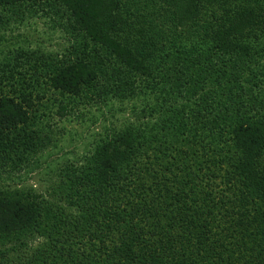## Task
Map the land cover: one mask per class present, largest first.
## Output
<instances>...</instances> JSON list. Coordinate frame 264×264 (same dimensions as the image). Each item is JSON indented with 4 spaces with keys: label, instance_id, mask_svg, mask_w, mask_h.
Masks as SVG:
<instances>
[{
    "label": "trees",
    "instance_id": "1",
    "mask_svg": "<svg viewBox=\"0 0 264 264\" xmlns=\"http://www.w3.org/2000/svg\"><path fill=\"white\" fill-rule=\"evenodd\" d=\"M153 1L161 8L160 16L176 29L185 23L190 26L187 22L194 13L189 10L196 9V2L203 0ZM254 2L264 0H223L216 5L205 2L218 7L212 15L218 11L221 21L206 19V24L192 26L190 45L196 50L204 35L221 37L227 28L232 31L247 22L243 14ZM138 3L139 0H0V42L2 33L13 26L43 17L52 27L73 37L67 54L32 49L24 43L29 41L28 36L21 33L13 35L0 49V169L15 173L29 167L36 158L41 126L38 112H46L51 98L56 100L59 94L64 99L75 98L83 85L95 89L112 83L117 90L121 84L130 86L116 66L94 65L91 59L96 55L91 53H103L107 58L113 50L118 51L115 59L129 71L139 72L138 57L132 58V49L117 40L122 33L141 31L135 26ZM135 40L136 37L130 39ZM251 59L224 66L230 68L234 86L249 84V72L254 77L259 75L260 70L253 71ZM237 66L243 67L244 74L235 71ZM180 70L176 68L174 72L179 74ZM239 79L243 82L238 83ZM203 87L190 76L187 83L166 88L174 101L170 100L165 110L162 101L154 105L153 112L142 109L137 121L146 118V113L160 116L152 125L148 124L150 120L144 122L142 131L146 133L137 146L132 144L129 131L108 140L115 147L122 146L118 160L115 152L96 146L94 154L83 156V162L64 166L51 189L60 201L50 203L43 196L41 202L46 209L39 213L42 218L22 235L31 245L37 241L32 255L24 259L25 264H106L107 260L114 264L100 250L110 244H104L106 232L102 229L108 216L106 210L115 207L110 194L130 205L131 217H136L132 213L140 215L129 219L130 226H124L128 237L151 239L153 255L124 257L129 264H152L153 259L156 264H165V258L175 257L172 264H264V161L260 164L264 159V113L252 114L261 117L260 127L257 123L224 122L223 127L229 130L221 137L224 132L217 133V129L228 116L223 111L245 103L237 102L240 94L236 92L215 104L216 94ZM58 103V108L69 109L77 99ZM154 126L162 129L157 131ZM153 142V152H148ZM164 191L165 197L159 194ZM16 194L2 191V204L5 208L17 206L19 213L24 209L23 197ZM5 226L0 230L2 242L15 236L13 227ZM97 230L94 239L103 245H87L86 233L91 235ZM116 253L121 260V252ZM7 263L22 264L16 258L4 259L0 252V264Z\"/></svg>",
    "mask_w": 264,
    "mask_h": 264
},
{
    "label": "rangeland",
    "instance_id": "2",
    "mask_svg": "<svg viewBox=\"0 0 264 264\" xmlns=\"http://www.w3.org/2000/svg\"><path fill=\"white\" fill-rule=\"evenodd\" d=\"M233 1L235 0H228V2ZM205 2H216V5L223 0L196 2V9L189 10L194 13L187 22L190 26L185 23L175 29L173 23H169L168 20H164V17L160 16L161 8L158 4L153 0H139L138 13L135 14L138 23L135 26L142 29L141 31L135 29L132 32L137 41H130L135 37L127 33H122L119 38L117 37L118 42L132 49V58L138 57L139 72H135L133 69L129 71L128 66L121 64L118 59L116 60L115 56L118 51L113 50L109 55L107 54V58L103 53H91V55H96L94 56L96 59H91L94 65L101 67L102 64H106V68L109 65L116 66L126 75L124 79L130 86L121 84L120 89L117 90L111 87L112 83L98 86L95 89L83 85L80 94L75 98L69 96L64 99L60 94L56 95V100L51 98L46 104V109L49 107L46 112H38L41 118L39 121L41 130H38L40 139L37 140L36 158L32 163L30 162L29 167L21 168L15 173L14 171L4 172V169H0V230L5 229V224H7L13 227L14 233L12 234L15 235L14 238L9 239L10 241H0V252H3L4 259L16 258L25 264L26 256L28 258L34 252L37 241L34 240L31 245L22 235L35 220L42 218L39 213L43 212L42 208L46 209L44 202H41L43 196L50 203L60 201V198L51 194V189L61 169H64L66 165L72 167L76 162H83V156L94 154L96 146L100 149L106 147L110 153L115 152L114 158L118 160V157L121 156L119 153L122 152V146L120 145L121 148L115 147L114 143H108V140L113 139L119 132L129 131V134L133 135L132 144L137 146L146 133L142 131L144 122L147 123V120H150L151 122L148 124L152 125L153 121H156L160 116L158 113L150 116L146 113V118L142 120L140 118L137 121V118L142 115V109L146 107L147 111L153 112L154 105L162 101L161 106L165 110L166 105L169 106L170 100L174 101L166 88L181 82L187 83L191 76L195 77L197 82L209 91L208 93L216 94L215 104L219 101L222 103L231 95L239 92L240 97L237 102L243 100L245 104H237L238 110L235 106L233 109L223 111V114H228V116L222 120L220 128H216L217 133L224 132L221 137L228 135L229 128L223 127L224 122H232L233 125L248 122L251 125L257 123L256 125L259 127L263 126L261 117L256 118L252 114L256 111L264 113V2H260V4L254 2L247 9L243 14L247 22L235 26L232 31L227 28L220 35L221 37L208 38L204 35L199 40L198 49L194 50L190 45L192 42L188 41V38H191L192 26L199 23L206 24L204 22L206 19L221 21L218 11L212 15V11L217 10L218 7ZM161 6H166V3H162ZM134 9L136 10V5ZM4 30L2 29L1 33ZM18 33L28 36L29 41L24 43L31 46L32 49L40 48L47 52L67 54L73 44L72 36L65 30L52 27L50 21L43 17L35 18L20 26H13L5 33L3 32L4 37L1 39L0 49L7 44L4 42H9L8 40ZM186 33L190 36H186ZM245 58H252L249 62L253 71L260 70V73L254 77V73L249 72L246 75L249 84L242 83L234 86L230 68L224 66L230 67L238 61L241 63V60ZM188 64L192 65V70H189ZM176 68L181 69L179 74L174 72ZM242 68V66H237L235 71L242 72ZM173 73V77H169V74ZM177 74L178 76L183 75L184 78L177 77ZM240 81L243 82L239 79L238 83ZM162 85L166 87L164 86V88ZM68 99H77V104L72 105L73 108L69 107V109L58 108V102ZM154 128L157 131L162 129L155 126ZM118 143L120 144V141ZM150 146L154 147L155 142L148 148V152H153ZM263 161L264 159L260 161V164ZM149 178H151L150 175ZM2 191H10L13 194L18 192L16 195L23 197L21 199L24 209L16 213L17 206L5 208L2 204L4 200ZM152 191L154 192V190ZM159 194L164 196L165 191ZM109 199H114L115 207L106 210L108 216L102 229L106 232L104 244H110L104 245L103 249L100 248L102 253L109 255L114 264H129V261L124 257H132L136 254L153 255L149 245L151 239H148V236H144L141 240H134L128 237V232L124 230L125 225L130 226L129 219L139 218V213H132L136 217H131V212L128 211L129 204L125 205L120 201L121 198H117L114 194H110ZM119 201L120 207L117 206ZM34 212L35 214H33ZM116 222L118 223L117 227H115ZM97 232L98 230L95 233L92 232L93 236L86 233L87 245L100 244L98 240L94 239ZM20 241L27 242L28 245ZM115 250L121 252V260H118L119 257ZM165 259L168 260L166 263L164 262L165 264H172V260H174L173 258ZM106 264H110L108 260ZM152 264H156L154 259Z\"/></svg>",
    "mask_w": 264,
    "mask_h": 264
}]
</instances>
